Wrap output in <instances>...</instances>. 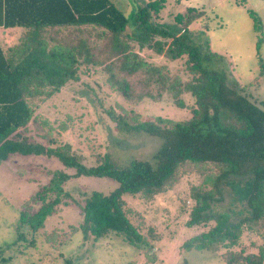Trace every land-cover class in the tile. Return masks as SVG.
Instances as JSON below:
<instances>
[{
	"label": "trees",
	"instance_id": "1",
	"mask_svg": "<svg viewBox=\"0 0 264 264\" xmlns=\"http://www.w3.org/2000/svg\"><path fill=\"white\" fill-rule=\"evenodd\" d=\"M164 2L148 0L127 15L112 0H0V27L21 29L12 45L0 42V162L12 153L45 155L75 170L73 175L63 170L51 173L48 182L25 201L27 206H39L34 212L27 207L20 210L18 231L21 235L26 228L37 231L60 203L72 199L63 187L72 176L109 177L118 183L109 193L92 191L83 204L76 201L82 226L96 238L115 231L139 249L149 246L130 220L132 210L125 206L123 196L139 195L150 201L172 188L192 166L202 180L190 186L194 204L187 225L214 224L187 239L183 248L211 252L224 248L221 258L225 264H264V246L248 253L243 247L233 249L244 230L264 236V110L235 84H229L225 72L210 67L217 53L186 35L187 26L201 12L189 7L184 15L176 16L180 28L170 29L157 22ZM237 2L245 5L244 0ZM247 12L259 46L261 20L253 10ZM151 51L170 60L184 57L189 78L182 79L166 65L151 62ZM260 64L264 72L263 62ZM96 68L127 99L159 100L169 93L182 107L183 92L194 97L186 120L157 116L140 121L134 110L109 111L117 130L143 131L162 139L150 160L132 159L118 165L104 157L87 166L71 151L70 144L50 145L49 132L40 135L47 144L27 135L31 123L47 124L46 120L37 121L26 101L33 87L48 86L55 91L70 79L77 80L79 70L86 73ZM29 86L33 90L29 91ZM237 178L244 185L238 196L247 212L231 220L211 206L222 203L223 186L238 182ZM64 264L76 263L72 257H64Z\"/></svg>",
	"mask_w": 264,
	"mask_h": 264
},
{
	"label": "rangeland",
	"instance_id": "2",
	"mask_svg": "<svg viewBox=\"0 0 264 264\" xmlns=\"http://www.w3.org/2000/svg\"><path fill=\"white\" fill-rule=\"evenodd\" d=\"M117 1L123 2L124 9L127 4L130 6L126 9L128 15L148 0ZM244 2L245 5L237 0H165L157 22L179 29L178 14L184 15L189 7L200 11L201 16L187 26L186 35L194 43L217 53L210 67L225 72L229 84H235L264 110V72L260 64L261 61L264 64V0ZM247 9L253 10L262 23L259 46L258 33ZM130 27H127L129 31ZM150 61L166 65L172 74H179L182 79L189 78L184 71V57L170 60L151 51ZM82 81L83 86L71 83L67 87L65 93L72 92L63 97L67 105L60 101L52 106L56 112L38 111L37 121L46 120L47 124L31 123L27 135L38 141L41 134L49 132L53 139L50 145L70 144L71 151L87 166L100 163L104 157L118 165L132 159L150 160L162 142L160 137L143 131L117 130L109 111L134 110L140 121L154 120L157 116L186 120L194 106L190 92L180 95L184 102L182 107L175 104L169 93L159 100L127 99L106 82L105 74L100 71ZM41 141L47 144L44 139ZM56 170L75 173L54 156L13 154L0 162V264H64V257H72L76 264H225L221 258L224 248L217 252L183 248L187 239L214 224L212 221L207 225H187L194 204L189 195L190 186L202 180V175L192 166L181 173L172 188L150 201L139 195L123 196L125 206L132 210L130 220L149 246L139 249L115 231L96 238L82 226V212L76 201L83 204L92 191L109 193L118 185L109 177L72 176L63 184L72 199L67 198V204L60 203L45 219L43 227L35 232L23 229L21 235L18 231L20 210L27 207L34 212L38 208L39 203L27 206L25 201L47 183ZM243 188L240 180L225 184L224 200L211 209L226 214L231 220L244 215L245 202L238 196ZM259 246H264L262 232L244 230L240 243L233 249L243 247L246 253L257 252Z\"/></svg>",
	"mask_w": 264,
	"mask_h": 264
},
{
	"label": "crops",
	"instance_id": "3",
	"mask_svg": "<svg viewBox=\"0 0 264 264\" xmlns=\"http://www.w3.org/2000/svg\"><path fill=\"white\" fill-rule=\"evenodd\" d=\"M114 2V4L116 6H118L121 10H123L126 14H127V10L129 9L130 6L127 4L125 9H124V5L123 2H119L117 0H112ZM120 4V5H119ZM19 32H21L20 28H16V29H4L2 27H0V42L2 44H4V46H8V45H12L18 35ZM98 69H91L89 71H87L86 73H82L81 70H79V78H77V80H73L70 79L68 82H66L63 86H61L58 90L55 91H50V88L48 86H40V88L35 89V87H33V89H31L32 87L29 86L30 90H33L32 92H29L26 94L25 98L26 101L28 102L30 109L34 112L35 116H37L36 114H38V111L43 110V112H56L57 110L53 109L52 106L55 105L56 103H60V101L62 103H64L65 105H67L68 103L64 101V96H69L70 94H72V92L69 93H65L67 90V87L73 83L74 85H78V86H83V79L88 77V78H92V75H95ZM63 90V91H62ZM69 101V98H68ZM42 106H44V108H42ZM60 111V110H59ZM42 121V120H41ZM31 139V138H30ZM33 140V139H31ZM41 140H43V138L41 137ZM41 140H38V142L43 143ZM13 154H19V153H12L8 156V158L13 155ZM7 158V159H8ZM6 159V160H7ZM5 161V160H3ZM1 161V162H3Z\"/></svg>",
	"mask_w": 264,
	"mask_h": 264
}]
</instances>
